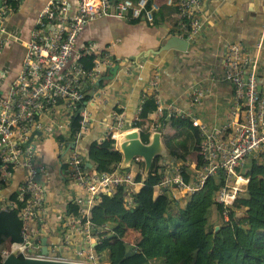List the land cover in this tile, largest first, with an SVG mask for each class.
<instances>
[{"label": "built area", "instance_id": "1", "mask_svg": "<svg viewBox=\"0 0 264 264\" xmlns=\"http://www.w3.org/2000/svg\"><path fill=\"white\" fill-rule=\"evenodd\" d=\"M203 1L168 0L180 18L178 26L169 32V37L186 40L189 45L198 38L203 29L199 16ZM6 3L7 0H2L0 7V52L11 42L4 18L12 10ZM91 3L97 4L99 9L91 10ZM70 7V0H49L38 14L29 40L23 42L25 54L16 78L7 89L5 84H0V191L9 184L17 168L22 167L25 171L16 198L7 201L0 195L1 211L8 212L16 208L17 204L22 205L19 217L23 222L21 234L24 241L14 243L10 252H4V260L19 249L23 259L106 264V260L94 247L103 239L98 237L100 231L110 230V226L97 228L91 218L92 210L102 194L111 195L119 188H124L130 198L127 206L131 207L139 184L136 178L138 175L144 177V167H139L138 175H134L132 169L129 172L119 171L120 167L111 174H89L84 156L78 150L79 141L92 126L91 113L87 109L90 102L86 106L84 104V87L93 83L100 66H112L114 60L109 54L103 57L102 54L97 55L92 45L86 46L77 60H74V53L78 37L90 20L107 15L126 22L143 19L153 24L159 4L156 0H117L114 5L112 0H78L74 11L71 12ZM90 55L94 56V67L87 70L82 60ZM241 56L242 47L237 44L225 58L223 78L234 88L236 112L232 120L220 128H210L194 112L206 96L202 88L191 90V112L175 106L169 110L163 107L159 74L153 76L146 89V94L154 97L158 113L165 115L168 120L188 119L202 136V165L195 167L192 175L180 163H170L163 159L158 161L157 168L158 173L162 174V181L156 187L157 194H166L173 205L180 206L177 192L190 196L200 190L207 180L215 178L221 183L216 201L222 209L223 222L230 220L236 202L247 192L249 179L241 174L247 159H264V84L259 91L257 63H252L249 58L240 62ZM1 76L4 77L5 73ZM51 112H66L64 116L69 128L73 118L80 117V129L75 134V140L70 142H74L76 148L66 152L67 142H59L63 154L61 159L67 165L63 169V182L74 191L69 204L77 207V214H67L64 210L61 218L67 255L54 247L47 249V254L42 250L43 230L48 224L47 190L42 180L51 168L39 161L32 135L42 130L41 118ZM237 114L239 117L235 119ZM159 120L150 126V133L158 130L162 132ZM123 124L122 116L115 114V130H122ZM135 160L137 162L139 158ZM39 175L41 181L37 180ZM77 235L81 236L80 240H76ZM82 244H87L88 248L82 247ZM129 246L132 250L135 244Z\"/></svg>", "mask_w": 264, "mask_h": 264}, {"label": "crops", "instance_id": "2", "mask_svg": "<svg viewBox=\"0 0 264 264\" xmlns=\"http://www.w3.org/2000/svg\"><path fill=\"white\" fill-rule=\"evenodd\" d=\"M156 1L159 11L155 14L153 24L143 19L126 22L103 15L90 20L78 37L74 60L89 45L95 48L97 55L102 54L103 57L109 54L114 60L112 66H100L99 74L90 89L87 109L91 113L92 126L78 143V150L83 156L95 142H103L109 134H113L116 139L120 137L119 133L134 128L142 98L155 74H159L162 105L166 110L175 106L191 112V90L195 87L205 90L206 96L194 112L202 123L213 129L232 120L236 112L234 88L223 78L225 58L234 45L242 47L239 61L249 58L252 63H257L258 78L264 80V0H204L199 12L203 23L202 33L189 45L187 52L174 49L162 51L170 38L169 32L178 26L180 18L176 8L168 0ZM48 2L49 0H20L17 10L4 18L11 37L9 45L0 52V84H5L6 89L21 68L25 54L23 42L29 40L38 14ZM77 2L78 0H70L71 12L76 9ZM3 72L4 77L1 76ZM117 108L122 112H118ZM158 112L155 111L149 117L152 125L165 116ZM115 114L123 118V129L120 131L115 130ZM64 115L66 112H51L42 116L43 128L35 131L32 138L37 145L39 161L51 168L42 180L47 190L48 214V224L43 230L42 240L47 238V249L54 247L67 255L61 218L74 191L63 182L64 162L61 159L63 154L59 136L70 138L71 134V127L69 128ZM237 117L238 114L235 119ZM60 126L63 128H59ZM169 129L162 125V134L168 133L167 138L179 137L177 130ZM186 134L183 131L179 140H184ZM70 148L76 147L73 148L71 143L68 151ZM178 151L184 154L182 150ZM190 152L188 157L192 156ZM179 161L176 159V163H180ZM91 165V168L87 166L92 171L89 174L96 173L95 165ZM195 167L196 163L192 162L187 170L189 175H192ZM24 177V169L17 168L9 184L0 191L1 197L7 201L16 198ZM143 185V181L139 182L137 192ZM177 194L180 206H184L189 195L183 192ZM80 239L81 236L77 235L76 240ZM105 263L110 264L107 261ZM154 264L160 262L155 261Z\"/></svg>", "mask_w": 264, "mask_h": 264}, {"label": "trees", "instance_id": "3", "mask_svg": "<svg viewBox=\"0 0 264 264\" xmlns=\"http://www.w3.org/2000/svg\"><path fill=\"white\" fill-rule=\"evenodd\" d=\"M6 4L14 11L20 0H7ZM82 61L87 70H92L93 55ZM92 86L88 83L84 87L85 106L90 102ZM117 110L122 112L121 109ZM157 110L154 97L144 94L134 128H141L145 143L148 142L152 125L149 117ZM79 122L80 117L73 118L70 138L59 136L60 142H67L66 148L75 140V134L80 129ZM159 123L168 129L177 130L181 138L183 131L187 133L184 140H179V137L167 138L168 133L163 135L165 146L171 154L184 162L179 161L181 167L187 171L192 162L196 163L197 168L201 167L202 136L190 121L184 118L168 120L164 116ZM115 144L112 134L103 142H95L84 155L86 164H94L95 172L100 175L116 171L123 156ZM189 150L192 158L187 156ZM159 160L155 161L148 179L137 176V182L143 181L144 185L133 195L131 207L127 206L130 198L124 188H119L111 195L102 194L97 200L92 210V221L97 228L110 226V230L100 231L98 237L103 239L94 247L103 259L110 264H152L153 261H159L160 264H264V159H247L241 171L249 179L247 192L236 202L230 220L222 222L218 231L217 226L210 227L207 216L216 205L221 217L222 209L216 201L221 183L210 178L200 190L189 196L186 205H173L166 194H157L156 187L162 181V174L158 173L157 168ZM66 167L63 163L64 170ZM87 170L92 172L89 168ZM20 207L22 205L17 204L16 208L8 212L0 210V264L4 261V252H10L14 243L24 241ZM65 211L67 214H77V207L69 204ZM131 243L135 244L132 250L129 246ZM129 251L131 256L126 257Z\"/></svg>", "mask_w": 264, "mask_h": 264}, {"label": "water", "instance_id": "4", "mask_svg": "<svg viewBox=\"0 0 264 264\" xmlns=\"http://www.w3.org/2000/svg\"><path fill=\"white\" fill-rule=\"evenodd\" d=\"M117 0H112L114 5ZM0 7H2V0H0ZM189 43L186 40L179 39L177 37H170L166 44L163 46L162 51L177 50L180 52H187ZM264 80H259V91L262 90ZM116 148L122 154L123 160L120 164L119 171L131 170L133 161L136 158H141L144 162V177L149 178L150 171L157 159H163L170 163H176L175 157L171 154L170 150L165 146L163 140V134L160 130L153 131L149 134L148 142L145 143L142 139V131L138 128L126 131L116 139ZM73 148L76 144L72 143ZM68 151V149H67ZM86 166L92 167L91 163H87ZM41 181V175L37 178ZM220 229V226L216 227V231ZM47 238H43V253L47 254ZM131 252H127L126 257H130ZM2 264H82L73 262H56L49 260L39 259H23L20 255V250H14Z\"/></svg>", "mask_w": 264, "mask_h": 264}, {"label": "rangeland", "instance_id": "5", "mask_svg": "<svg viewBox=\"0 0 264 264\" xmlns=\"http://www.w3.org/2000/svg\"><path fill=\"white\" fill-rule=\"evenodd\" d=\"M39 142V141H38ZM191 154V152H190ZM193 156H191L190 158H192ZM132 172L134 175H138L139 174V167H144V162L141 158H139V161L136 162V160H134V162L132 163ZM243 171V170H241ZM193 174V173H192ZM186 200V199H184ZM187 203V202H186ZM186 205V204H184ZM208 221H209V225L210 227L212 226H219L223 221H222V218L218 215L217 213V207L216 205H214L210 210H209V213H208ZM84 248H88V245L87 244H82ZM106 258L108 259V256H106Z\"/></svg>", "mask_w": 264, "mask_h": 264}, {"label": "bare ground", "instance_id": "6", "mask_svg": "<svg viewBox=\"0 0 264 264\" xmlns=\"http://www.w3.org/2000/svg\"><path fill=\"white\" fill-rule=\"evenodd\" d=\"M89 8L93 11H97L99 9V6L96 4V5H93L92 3L89 4Z\"/></svg>", "mask_w": 264, "mask_h": 264}]
</instances>
